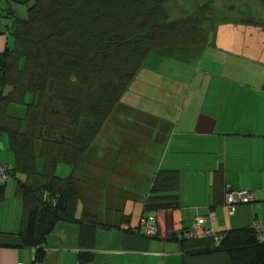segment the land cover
Wrapping results in <instances>:
<instances>
[{
	"label": "crops",
	"instance_id": "0c3cea01",
	"mask_svg": "<svg viewBox=\"0 0 264 264\" xmlns=\"http://www.w3.org/2000/svg\"><path fill=\"white\" fill-rule=\"evenodd\" d=\"M31 3L0 0V55L11 45L8 14L24 18ZM224 27L203 47L150 55L153 67L141 69L124 95L136 79L152 88L153 114L125 100L115 108L122 114L109 115L80 161L62 163L99 225L94 239L82 245L85 226L59 221L41 247L39 264H231L215 251L214 237L177 240L198 217L217 236L264 221V52L248 46L253 36ZM159 59L176 65L157 67ZM22 115L20 109L12 116ZM14 162L8 137L0 132V163L13 168ZM37 163L42 169L43 159ZM159 171L177 172V207L146 212ZM25 181L16 175L14 189L9 192L7 182L0 195V264H32L37 251L20 237L30 202L17 185ZM29 182L42 185L38 179ZM227 191H247L255 201L230 213ZM81 214L79 208L76 218ZM143 215L156 218L154 239L137 232Z\"/></svg>",
	"mask_w": 264,
	"mask_h": 264
},
{
	"label": "trees",
	"instance_id": "16d2710c",
	"mask_svg": "<svg viewBox=\"0 0 264 264\" xmlns=\"http://www.w3.org/2000/svg\"><path fill=\"white\" fill-rule=\"evenodd\" d=\"M170 3L176 0H32L24 18L8 14L11 45L0 55V132L6 133L15 159L11 177L26 180L17 185L23 200L30 202L20 237L26 247L37 248L32 264L43 261L41 247L59 221L85 226L80 231L82 245L94 239L99 225L83 206L75 179L58 177L57 166L80 161L150 55L208 44L202 30L204 6L170 18L165 9ZM89 72L101 83L105 104L89 106L81 122L72 113L74 98L68 97L70 85L81 83ZM53 89L60 97L57 106L63 96L64 108L48 101L49 113L35 115L46 111L45 100ZM14 106L23 110L21 117L9 114ZM38 159H43L42 169ZM33 179L42 185L34 186L29 182ZM177 191V172L159 171L144 211L176 208ZM79 208L81 218H76ZM149 216L157 235L155 216L141 218ZM86 219L93 226L87 227ZM137 232L147 238L139 222ZM215 251L225 253L231 264H264V244L248 227L223 233Z\"/></svg>",
	"mask_w": 264,
	"mask_h": 264
},
{
	"label": "rangeland",
	"instance_id": "374dc122",
	"mask_svg": "<svg viewBox=\"0 0 264 264\" xmlns=\"http://www.w3.org/2000/svg\"><path fill=\"white\" fill-rule=\"evenodd\" d=\"M196 7H203L204 23L202 30L204 31L203 33L206 35L208 41L211 40L212 33H216L217 31L223 32V30H225L224 26H227L228 28H231L232 34L234 35L235 33L237 34L247 33L246 37L253 36V39H250V43L248 46H250L251 48L256 47L257 50L264 52V38H263L264 37V5L261 4L259 1L257 0H180V1L176 0L175 4L170 3L165 5V9L167 10L170 18H173L175 16L174 14H179L182 16L183 13H187L189 11L191 12ZM182 9L184 10V12H182ZM177 16L178 15H176V17ZM90 24L91 23L88 22V24L86 25H90ZM243 25H248V27L250 26L251 28H249V30H247L246 27L240 29L241 26ZM233 31L235 33H233ZM153 63H154V57H150L144 63L145 65H143V68H145V66L153 67L154 65ZM97 64H101V60H98ZM157 64H161V65H156L157 67L165 68V69L172 68L173 66L176 65L175 62L171 64L160 59L157 62ZM100 84L101 83L96 78V74L94 72H89L86 76V79L83 80L81 83H75L74 85H70L72 89L71 92L72 95L71 97L68 98L69 99L74 98L73 100H75L74 107L72 108V113L73 115L75 114L74 117L76 120L80 119L81 122L86 120L89 106H92L94 104L95 105L105 104L104 99L100 97V93H99ZM60 91L62 92V89ZM67 94H69L68 88H65V93H63L62 95L66 96ZM154 94L155 91L153 92L152 88L145 89L141 87L139 85V80L136 79L132 84V86L130 87L129 93L121 97L119 104H124L123 102L125 100H129L130 102L135 103L134 104L135 107H133V109H140L141 107L145 112L153 114L155 110L153 106ZM62 95H61V100L59 101V103L62 104H58L57 106L58 98L60 97L57 91L53 89L48 95V98L46 97L47 99L45 100L46 111L43 110L41 112L36 113L35 115L48 114L49 110L47 111V108H51L50 103H55L54 106L58 107V109L60 110L61 108H64L63 104L65 100L63 99ZM70 106L67 110H70ZM15 110H20V107H15V106L11 107L9 110V114L13 115V112H15ZM120 113H121V107H120V111L119 109L114 108V110L111 112V114H120ZM58 114L59 113L57 112V115ZM102 124H103L102 128L105 129L106 128L105 122ZM49 131H50L49 133H52V131L54 130L51 127ZM65 168L67 167L62 164L58 165L56 175L62 178L67 177L69 175L68 173H70V169L68 168L69 172H67ZM14 187H15L14 178L10 177L8 181L9 192H11V189H14Z\"/></svg>",
	"mask_w": 264,
	"mask_h": 264
},
{
	"label": "built area",
	"instance_id": "2783aa9c",
	"mask_svg": "<svg viewBox=\"0 0 264 264\" xmlns=\"http://www.w3.org/2000/svg\"><path fill=\"white\" fill-rule=\"evenodd\" d=\"M11 177V168L0 163V189L7 184ZM254 201L252 195L247 191H229L225 198V206L230 213H233L235 207L239 204H250ZM205 218L198 217L192 222L191 228L184 230L178 236V240H195L204 237H214L215 240H219L220 236L214 235L209 229L203 227ZM154 218L143 217L139 221V229L143 231L147 238H152L156 235V227ZM248 228L254 233L256 241L260 244H264V221H254L249 224Z\"/></svg>",
	"mask_w": 264,
	"mask_h": 264
},
{
	"label": "water",
	"instance_id": "95a60500",
	"mask_svg": "<svg viewBox=\"0 0 264 264\" xmlns=\"http://www.w3.org/2000/svg\"><path fill=\"white\" fill-rule=\"evenodd\" d=\"M257 1H259L261 4L264 5V0H257Z\"/></svg>",
	"mask_w": 264,
	"mask_h": 264
}]
</instances>
